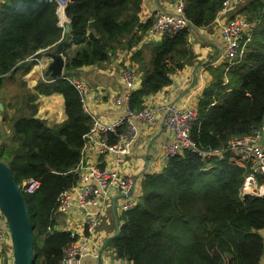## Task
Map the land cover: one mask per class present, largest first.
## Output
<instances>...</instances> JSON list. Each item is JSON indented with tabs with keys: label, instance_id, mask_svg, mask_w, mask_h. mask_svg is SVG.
Listing matches in <instances>:
<instances>
[{
	"label": "trees",
	"instance_id": "16d2710c",
	"mask_svg": "<svg viewBox=\"0 0 264 264\" xmlns=\"http://www.w3.org/2000/svg\"><path fill=\"white\" fill-rule=\"evenodd\" d=\"M223 1L185 0L188 26L161 40L148 68L141 53H136L143 78L128 97L131 112L146 106V97L169 86L172 73L194 60L189 34L213 25ZM141 3L68 0L58 11L56 0H0V86L16 71L28 73L35 64L28 58L54 49L65 38L68 44H82L67 58V78L77 77L81 67L108 61L122 45L139 43L152 24V20L140 22ZM237 14L255 23L251 38L232 65L226 61L210 72L211 81L201 93L190 130L191 139L211 156L185 151L167 160L160 174L143 178L137 202L121 213L119 229L105 244L117 258L134 264H259L264 254L259 233L264 228V196L241 195L249 169L238 166V157L227 150L232 139L264 126V0L234 6L229 15ZM58 15L71 18L68 34L59 26ZM54 93L63 97L64 121L47 128L27 104V114L19 111L11 120L8 139L0 140V161L15 183L39 181L33 194L24 195L33 227V264H58L65 248L75 241L68 232L56 229L53 212L60 193L79 179L75 169L92 125L75 87L67 79L50 78L47 71L27 93V102ZM124 131L120 126L108 134V144L117 143Z\"/></svg>",
	"mask_w": 264,
	"mask_h": 264
},
{
	"label": "crops",
	"instance_id": "0c3cea01",
	"mask_svg": "<svg viewBox=\"0 0 264 264\" xmlns=\"http://www.w3.org/2000/svg\"><path fill=\"white\" fill-rule=\"evenodd\" d=\"M247 0H235V5L242 4ZM176 0H142L140 6V22L145 23L152 20L160 12H170L174 9ZM60 8H58L59 11ZM57 11V12H58ZM64 11V9H63ZM64 13V12H63ZM59 17V15H58ZM219 24H223L224 16H218ZM69 22L66 24L68 25ZM219 24L216 22L206 28H197L189 34L188 44L195 58L186 63L183 68L176 69L171 75V84L155 95L145 98V104L157 112V122L148 128L139 121H134L136 139L130 144L129 153L125 156L120 154H100L96 146L85 141L81 153L82 163H96L103 170H117L121 174L134 181V188L129 199L135 204L141 194V182L146 175L160 174L165 167L161 159L163 147L170 144L172 139L168 130L163 125L164 108L166 106H185L196 110L201 93L209 86L211 71L220 68L226 59H223L224 44L219 36ZM160 40L143 39L130 47L122 45L116 48L110 55V59L99 65L85 66L78 69L77 78L86 87V109L91 115L100 118L105 123H112L125 114L124 105L117 104L113 100L116 96L120 98L138 90L143 78L141 64L135 61L136 53H141L142 64L148 68L149 60L153 52L160 45ZM81 45H72L64 50L66 57L73 56ZM51 51V50H50ZM44 66L34 64L28 73L22 74L16 71L12 76H6L0 86V135L7 136L11 133V120L21 113L27 114V104L35 109V117L42 124L51 128L65 120L64 100L60 94L48 96L39 95L32 102H27V93L33 92L34 86L44 79V71L48 59L40 52ZM66 59V58H65ZM131 66L137 71L136 83L126 86L118 77L121 68ZM24 85V86H22ZM262 128L261 145L264 147V126ZM5 129V130H4ZM1 140V138H0ZM5 141V139L3 140ZM207 169H205L206 171ZM248 195V194H245ZM118 199L122 202L117 206ZM125 201L116 191H111L104 200L107 209H111L113 228L104 229L102 226L95 231L93 240L95 249L100 250L108 238L116 234L121 222H118L122 210L121 205ZM77 209V210H76ZM71 209L67 216L57 214L55 216L56 229L66 228L74 230L81 226L82 215L80 209ZM96 214L97 209H91ZM264 244V228L259 232ZM84 264H97L94 257L83 259ZM0 264H10L9 255L6 250L0 251ZM264 264V254L259 262Z\"/></svg>",
	"mask_w": 264,
	"mask_h": 264
},
{
	"label": "built area",
	"instance_id": "2783aa9c",
	"mask_svg": "<svg viewBox=\"0 0 264 264\" xmlns=\"http://www.w3.org/2000/svg\"><path fill=\"white\" fill-rule=\"evenodd\" d=\"M68 1V0H67ZM66 2L63 4L65 6ZM235 0H224L219 16H224L223 24H219V36L224 44L223 59L233 62L239 57L250 40L252 28L255 23L248 21L245 15L237 14L231 17L229 13L234 10ZM185 0H176L174 9L170 12H160L153 19L149 29L145 32L146 40L160 41L169 37L172 38L177 33L188 26V21L184 16ZM32 61V56L28 58ZM118 77L126 86L136 83L138 75L135 68L125 66L120 69ZM78 91L84 110L86 109V87L77 77H64ZM117 104L124 105V116L112 123H105L90 113L91 127L86 136V140L91 145L98 148L100 154H120L125 156L129 153L130 144L135 142L136 134L134 121H139L150 128L157 122V112L149 106H144L137 112H131L128 108V97L120 98L116 96L113 100ZM197 120L196 110L185 106H166L164 108L163 125L170 133L171 143L163 147L161 159L166 162L170 158L181 155L185 151L197 153L199 156L209 158L211 152L201 150L190 137L192 125ZM124 126L125 131L118 135L117 143L109 145L107 136L116 133V128ZM262 128L257 125L240 139H232L227 150L233 152L238 158L237 165L248 167L249 172L245 174L241 195L264 196V148L261 145ZM85 140V141H86ZM84 147V146H83ZM217 153V152H214ZM233 159V158H232ZM78 174V181L69 190L63 191L57 198V206L53 212L67 216L71 209H80L82 224L74 230L61 229L75 238L64 250L63 258L58 264H84L86 257L98 256L93 240L95 231L98 229L102 216L105 214L104 200L111 191L118 192L125 198L121 205L122 212L130 210L134 203L127 196L134 188V181L121 174L117 170H103L96 163H82L81 160L75 169ZM39 187V181L28 179L20 189L24 195L33 194ZM97 209L98 214L91 211ZM77 210V209H76ZM1 217V213H0ZM51 232L52 228H47ZM102 247V246H101ZM6 250L9 255V262L12 264L13 254L10 243V236L7 228L0 222V251ZM103 253L105 255H103ZM101 261L104 264H134L131 260L117 258L110 248L102 250Z\"/></svg>",
	"mask_w": 264,
	"mask_h": 264
},
{
	"label": "water",
	"instance_id": "95a60500",
	"mask_svg": "<svg viewBox=\"0 0 264 264\" xmlns=\"http://www.w3.org/2000/svg\"><path fill=\"white\" fill-rule=\"evenodd\" d=\"M56 2L60 8L67 0H56ZM67 19L68 22L71 21V18ZM69 31L68 24L64 27V34H68ZM68 43V39L65 38L58 42L52 51L44 53V56L49 59L46 71L50 78L58 79L63 75L65 66L63 52ZM20 187L13 180L10 169L0 161V213L4 218L3 225L7 228L10 236L12 264H33V227ZM130 195L131 193L127 196ZM106 241L98 252L97 264H102L101 254Z\"/></svg>",
	"mask_w": 264,
	"mask_h": 264
},
{
	"label": "rangeland",
	"instance_id": "374dc122",
	"mask_svg": "<svg viewBox=\"0 0 264 264\" xmlns=\"http://www.w3.org/2000/svg\"><path fill=\"white\" fill-rule=\"evenodd\" d=\"M58 19H59V23H58L59 26H63V27H65L66 24L68 23V19H67L66 16H65V19H61L60 17H58ZM254 28H255V26L252 28V32H253ZM72 45H75V44H72ZM70 46H71V44H68L67 46H65L64 50L70 48ZM80 48H82V47L80 46ZM52 50H53V49H52ZM52 50H51V51H52ZM49 51H50V49H49V50H43L42 53L44 54L45 52H49ZM39 54L42 55L41 53H39ZM46 58H47V57H46ZM63 58H64V59L66 58V59H65V63H66L68 57H66V56L64 55V53H63ZM47 59H48V58H47ZM27 60H28V59H27ZM32 61H33L34 63L38 64L39 66H44V65H45L43 59H40V57H39V56H36V54L32 56ZM48 61H49V59H48ZM226 63H228V65H232V64H233V63L230 62L229 60H228V62H226ZM63 75H64V72H63ZM60 78H62V76H61ZM60 78H58V79H60ZM4 130H5V129H4ZM7 137H9V135L7 136L6 132L4 133V136H1V135H0L1 140H2V139H3V140L5 139V141H6V140L8 139ZM2 142H4V141H2ZM263 148H264V147H263ZM122 198H124V197H122ZM124 199H125V198H124ZM121 202H122V200H121V199H118V201H117V203H116L117 206H120ZM123 202H124V201H123ZM0 222H1L2 224L4 223V218H3L2 214H1V217H0ZM100 226H102V228H104V229H109V228H110V230L113 228V220H112L111 209H110V208L108 209V212H107V209L105 208V214H104V216H102L98 228H100ZM105 247H107V246L105 245ZM103 255H105V254L103 253ZM102 264H104L103 261H102Z\"/></svg>",
	"mask_w": 264,
	"mask_h": 264
}]
</instances>
